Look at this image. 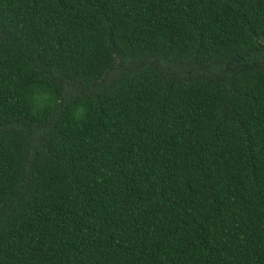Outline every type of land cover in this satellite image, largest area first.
<instances>
[{
  "label": "trees",
  "instance_id": "trees-1",
  "mask_svg": "<svg viewBox=\"0 0 264 264\" xmlns=\"http://www.w3.org/2000/svg\"><path fill=\"white\" fill-rule=\"evenodd\" d=\"M0 264H264V0H0Z\"/></svg>",
  "mask_w": 264,
  "mask_h": 264
}]
</instances>
